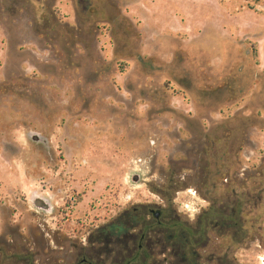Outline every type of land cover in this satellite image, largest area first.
<instances>
[{
	"label": "rangeland",
	"instance_id": "obj_1",
	"mask_svg": "<svg viewBox=\"0 0 264 264\" xmlns=\"http://www.w3.org/2000/svg\"><path fill=\"white\" fill-rule=\"evenodd\" d=\"M165 208L130 264H264V0H0V264Z\"/></svg>",
	"mask_w": 264,
	"mask_h": 264
},
{
	"label": "flooded vegetation",
	"instance_id": "obj_2",
	"mask_svg": "<svg viewBox=\"0 0 264 264\" xmlns=\"http://www.w3.org/2000/svg\"><path fill=\"white\" fill-rule=\"evenodd\" d=\"M5 9V7H4ZM3 10V9H1ZM152 214V219L149 220L148 222H144L142 224V226L138 229V234L136 235L133 230H129L131 226H133V223H140L141 220L140 218L142 217H147L148 215ZM162 216V211H154L152 209H145L143 211H136V209L133 210V215H126L123 216V219L120 220H116L117 223L116 224H110L108 225L106 228L102 227L101 228V233H102V237L105 238V241L107 243V246H109L110 244H114V243H118V238L119 235H123V237H127V242L130 241H138L137 246H134V248L129 249V247L127 248V252L125 254V256H123L122 261H112L110 264H130L133 263L136 259L137 256L139 255V253L142 250V246L143 243H146L149 236L148 234L156 229H153L150 227L151 222H156L157 226H163L165 228H175L176 223H169L166 224L164 221H161L160 218ZM128 217V218H127ZM132 228V227H131ZM128 244V243H127ZM186 248L188 247V242L186 243ZM101 248L103 247H99L98 250L92 252V253H87L83 256H81L77 262H75L74 264H104V259L102 257V250ZM183 250L185 249V247L182 245ZM104 249V248H103ZM106 257H108L110 255V251L108 252L107 248H106ZM191 255H194V253H190Z\"/></svg>",
	"mask_w": 264,
	"mask_h": 264
},
{
	"label": "water",
	"instance_id": "obj_3",
	"mask_svg": "<svg viewBox=\"0 0 264 264\" xmlns=\"http://www.w3.org/2000/svg\"><path fill=\"white\" fill-rule=\"evenodd\" d=\"M29 137L32 141H35V142L41 141V142L45 143V139L36 133H33V132L30 133ZM138 179H139L138 174L134 173L131 175V181L133 183L137 182ZM33 205L37 209H41V210H47L49 208V204L42 198H34L33 199Z\"/></svg>",
	"mask_w": 264,
	"mask_h": 264
},
{
	"label": "trees",
	"instance_id": "obj_4",
	"mask_svg": "<svg viewBox=\"0 0 264 264\" xmlns=\"http://www.w3.org/2000/svg\"><path fill=\"white\" fill-rule=\"evenodd\" d=\"M162 197H164V198L166 199L167 202L170 201V198H169V197H167V196H165V195H162ZM164 213H166V208L163 209V211H162V215H163ZM167 221H168V220H167ZM168 222H169V221H168ZM166 224H167V223H166ZM150 227L153 228V229H155V228L158 227V226H157V223L153 221V222H151ZM174 230L176 231V230H178V228L175 227ZM177 236H178V235H177ZM177 236H175V237H177ZM175 237H174V238H175ZM187 242H188V246H189V243H190L189 241H184L183 244H182V245L185 247V249H187L186 246H185ZM191 256H192V255L190 254V252H187V251L185 250L184 258H185V259L187 258V259L190 260Z\"/></svg>",
	"mask_w": 264,
	"mask_h": 264
}]
</instances>
